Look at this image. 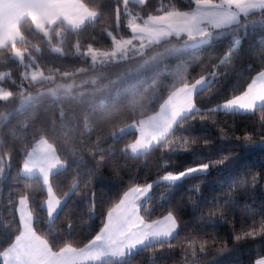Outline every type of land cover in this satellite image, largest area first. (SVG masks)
I'll return each mask as SVG.
<instances>
[{"label":"trees","instance_id":"1","mask_svg":"<svg viewBox=\"0 0 264 264\" xmlns=\"http://www.w3.org/2000/svg\"><path fill=\"white\" fill-rule=\"evenodd\" d=\"M81 1L98 13L94 22L80 30L59 23L48 28L50 39L27 21L20 27L23 41L17 43L26 49L23 61L14 58L12 46L0 49V90L13 93L9 101H0V118L6 115L0 122V253L14 243L21 229L22 195L29 197L34 228L55 250L64 243L87 245L125 191L152 183L149 197L141 203V215L152 222L171 212L178 230L168 244H150L113 264H255L264 258V235L244 236L252 229L259 232L264 222V111L262 106L250 113L217 110L242 95L264 72V11L229 28L211 30L214 37L209 44L142 65L160 47L155 46L144 56L130 54L101 67L86 55L87 47L110 52L113 37H131L128 12L144 20L170 10L190 12L195 4L193 0H145L143 5L128 2L126 6L122 0ZM181 41L184 37L173 38L170 44ZM140 60L142 66L135 69ZM31 68H40L47 79L33 81L28 75ZM103 70L112 76L104 91L64 95L51 91L55 83ZM201 76L212 86L202 95L197 93L196 117L175 126L168 143L133 155L130 145L138 133L127 129L157 114L182 86L181 80L192 83ZM40 140L51 144L65 164L50 179L57 198L64 202L53 222L47 216L42 181L22 173L27 153ZM209 162V172L203 176L171 186L161 181L170 172ZM0 264H4L2 255Z\"/></svg>","mask_w":264,"mask_h":264},{"label":"snow or ice","instance_id":"2","mask_svg":"<svg viewBox=\"0 0 264 264\" xmlns=\"http://www.w3.org/2000/svg\"><path fill=\"white\" fill-rule=\"evenodd\" d=\"M122 2L125 6L128 4V0H122ZM193 2L195 4L194 11H167L164 14L150 15L143 21V25L131 20L127 26L134 34L132 39L113 37L115 46L113 51L99 53L95 48L88 46L86 55L91 57L93 63L101 54L105 59L109 55L116 58L118 54L121 58H127L128 52L136 48L133 44L135 39L140 41V46L136 49L140 56H144V49L154 45L160 46L148 54L144 61L147 64L162 60L165 56L177 51L178 49L170 44L173 38L180 40L181 37H184L185 47L206 45L214 37L213 31L207 26H211L212 29L229 28L240 22L241 14L248 16L255 10L264 11V0H219L218 3L214 0H193ZM137 3L143 4L145 0H137ZM60 7L64 9V16L67 17L68 24L73 29L82 27L87 19L97 17L96 11L82 8L78 4L70 3ZM118 19L119 9H117ZM56 23V19L45 17L44 20L37 21V28L51 39L47 25ZM235 43H239V41ZM4 46V43L0 42V48ZM76 50L79 52V45ZM11 51L14 57L20 61L23 59L26 49L22 50L14 42ZM54 51L59 53L61 48L55 47ZM35 78L36 73L33 72L31 79ZM0 80H3L2 75H0ZM257 80H259L258 84L253 81L242 95L228 99L217 108L226 113H234L237 109L244 112H256L257 104H260L262 106L260 110L264 111V72L257 77ZM181 83L182 86L168 96L157 115L146 120H139L138 128L137 125H133L127 129L128 131L135 129L139 134V139L130 145L134 155L147 153L154 146H163L168 143L174 126L194 119L200 112L195 102L197 93L202 95L212 86L211 82L207 77L201 76L192 83L183 82V80ZM59 87L70 89L71 85H60ZM12 96V91L0 90V101H9ZM125 131H122L121 134ZM175 150L172 149V151ZM64 167V162L54 150H49L48 147L41 149L39 145L32 152L27 153V159L23 164L25 177L31 178L39 174L42 177L43 185L47 186L48 217H53L62 206L61 199H58L56 192L53 191L50 177ZM209 168L210 162L200 163L197 166L187 167L186 170L177 174L170 172L162 179L168 182L169 186L176 185L191 176L207 174ZM2 171L3 168L0 167V172ZM73 189L72 194L74 195L75 184ZM152 189V183L143 187H130L107 212L101 230L87 245L74 247L71 243H64L56 246L55 250L47 238L37 233L34 228L33 213L28 210L29 197L22 195L18 202L21 229L15 236L14 243L0 255L3 256L5 264H89L90 261H95L97 264H113L114 260L126 258L133 250L146 247L153 241L159 242L161 246L168 244L178 228L176 217L169 212L163 220L149 222L144 215H141L140 201L143 197L148 196ZM65 196L67 198L66 194ZM257 234L264 235V222H262L259 232L252 229L246 231L244 236L254 238ZM241 238L243 237H235L237 240ZM169 246L171 245L169 244ZM257 264H264V260L258 261Z\"/></svg>","mask_w":264,"mask_h":264},{"label":"crops","instance_id":"3","mask_svg":"<svg viewBox=\"0 0 264 264\" xmlns=\"http://www.w3.org/2000/svg\"><path fill=\"white\" fill-rule=\"evenodd\" d=\"M128 2L137 3V0H128ZM70 3L71 4H78L82 8L89 9L81 0H0V42L4 43V45H5L4 47H7V46H12V44L14 42L17 44V43L23 41V35L21 33L20 27L22 26L23 23H25L27 21H29L32 24V26L38 31H40V30L37 28V21L44 20L45 17L54 18L57 20L56 24H48L47 28H50V27H53L59 23H62L67 28H69L71 30H80L83 27H85L87 24L94 22L98 18V14H97L96 18L87 19L82 27H80L78 29H73L68 24L67 17L64 16V9L60 7L61 5H66V4H70ZM233 10H235V9H233ZM260 11H262V10H255L252 13H256V12H260ZM252 13H249V14H252ZM243 17H245V16H243L241 14L240 18H243ZM207 27H209L210 30H214L211 28V26H207ZM259 76H260V74L258 76H256L255 79L253 80V81H256L257 84L259 83V80H257V77H259ZM259 107H261V105L257 104V108H259ZM217 110H219V109L217 108ZM235 112L250 113V112H244L241 109H237V110H235ZM137 133H138V131H137ZM138 139H139V134H138ZM37 145H39L41 147V149L48 147L49 150H54L56 155H57L55 148L51 144H49L46 140H40L39 142H37L35 144V146L33 147V149L36 148ZM32 150H31V152H32ZM142 154H144V153H141L140 155H142ZM135 156H138V155H135ZM63 169L64 168L60 169L58 172L62 171ZM58 172H55L54 174H56ZM22 173H23V169H22ZM34 177H38L42 181V177L39 174H37ZM50 179H51V177H50ZM45 189L47 191V186H45ZM150 193H149V195H150ZM148 196H146V197H148ZM142 199H144V197ZM62 204H63V201H62ZM61 207L57 210V212L54 214L53 217H48L49 222L54 221V219L58 215ZM45 208H46V202H45ZM28 210L30 211L29 204H28ZM46 210H47V208H46ZM18 214H19V212H18ZM163 219H160V220H163ZM177 230H178V228H177ZM176 232L173 233V236L176 234ZM153 243H157V241H153L152 244ZM141 248H143V247H140L138 249L133 250L132 253H130L128 256L132 255L134 252H136L137 250H139ZM126 258H122L120 260H114L113 262L124 261ZM2 260L5 264L3 256H2ZM89 264H97V262L90 261Z\"/></svg>","mask_w":264,"mask_h":264},{"label":"rangeland","instance_id":"4","mask_svg":"<svg viewBox=\"0 0 264 264\" xmlns=\"http://www.w3.org/2000/svg\"><path fill=\"white\" fill-rule=\"evenodd\" d=\"M136 4H139V5H143V4H140V3H136ZM170 11H174V10H170ZM98 14V13H97ZM120 15H121V13L119 12V17H120ZM250 15V14H249ZM128 16H129V18H128V20H127V25H128V23H129V21H131V20H135L136 21V23H138V24H141V25H143V21L144 20H146V19H144V20H140L137 16H135L133 13L131 14V12H128ZM241 17V16H240ZM245 17H247V16H245ZM241 20H242V18H240V22H241ZM119 23V22H118ZM119 25V24H118ZM128 27V26H127ZM130 30V29H129ZM214 30H217V29H214ZM130 32H131V30H130ZM132 34V33H131ZM133 35L134 34H132L131 35V37H129V38H124V39H132L133 38ZM133 44L136 46V48L135 49H132L131 51H129L128 52V57H129V55L130 54H133V57H141L139 54H137V52H136V49H138L139 48V46H140V41L139 40H133ZM178 44H180V45H172L173 47H175L176 49H178V50H181V49H184V48H188V47H185L184 46V43H183V41H181L180 43H178ZM115 47V46H114ZM153 47H155V45L154 46H152L151 48H153ZM151 48H146V49H144V54L146 53V51L148 50V49H151ZM114 50V49H113ZM112 50V51H113ZM98 52V51H97ZM111 52V51H110ZM175 52V51H174ZM174 52H172V53H174ZM99 53H101V52H99ZM171 53V54H172ZM154 54V53H153ZM166 57V56H165ZM164 57V58H165ZM15 58V57H14ZM24 58V57H23ZM163 58V59H164ZM16 60H18V58H15ZM123 59H127V58H121L120 57V55L118 54L117 55V57L116 58H113V57H111L110 55L108 56V58L107 59H105V57H104V55H98L97 56V58H96V62L95 63H97V64H99V65H101V67H104V65L105 64H108L109 62H116V61H119V60H123ZM20 61H23V59L22 60H20ZM141 61V60H140ZM140 61H138V64L136 65L137 67L135 68V69H138L140 66H142V65H144L145 63H144V61H143V64H142V61L140 62ZM140 62V63H139ZM153 62H156V61H153ZM142 64V65H141ZM30 67V66H29ZM104 69V68H103ZM33 72H35L36 73V78L35 79H32L33 81H41V80H45V79H47L46 78V76H45V74L43 73V71L40 69V68H31L30 69V71H29V77L31 78V76H32V73ZM41 73H43L42 75H41ZM1 75V74H0ZM108 77L109 78H111L112 76H109L108 74H106L105 72H104V70L103 71H101V72H98V73H95V74H92V75H88V76H86V77H83V78H80V79H76V80H72V81H70V82H66V83H64V82H58V83H55L53 86H52V88H51V91L53 92V93H55V94H57V95H64V94H70V93H72V92H76V91H80V92H83V91H96L97 89H103V91L104 90H106L108 87H110V85L108 84ZM60 85H65V86H67V85H71V88L69 89V88H67V87H59ZM105 86H108L107 88H104ZM159 113V112H158ZM157 113V114H158ZM156 115V114H155ZM154 116V115H153ZM5 117H6V115H3L1 118H0V122H2L4 119H5ZM151 117V116H150ZM150 117H148V118H150ZM148 118H146V119H148ZM146 119H144V120H146ZM134 125H137V128H138V123L137 124H134ZM133 126V125H132ZM131 127V126H130ZM134 131H136L135 129H133ZM132 131V130H131ZM138 139V138H137ZM155 147V146H154ZM161 181H163V179H161ZM163 182H166V181H163ZM168 183V182H167ZM154 186V185H153ZM149 197V196H148ZM148 197H144V199H142L141 201H140V203H142L146 198H148ZM64 203V202H63ZM62 206H63V204H62ZM260 260H264V258H262V259H259V260H257V262L258 261H260ZM257 262L255 263V264H257Z\"/></svg>","mask_w":264,"mask_h":264}]
</instances>
